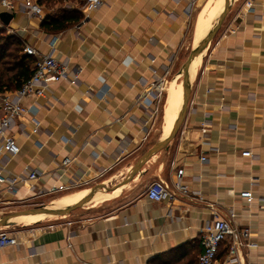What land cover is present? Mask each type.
Wrapping results in <instances>:
<instances>
[{"label": "crops", "instance_id": "1", "mask_svg": "<svg viewBox=\"0 0 264 264\" xmlns=\"http://www.w3.org/2000/svg\"><path fill=\"white\" fill-rule=\"evenodd\" d=\"M223 1L103 0L96 10L76 9L82 20L53 34L18 4L12 12L0 9L12 15L8 34L65 63L78 79L23 100L28 112L11 131L19 153L0 156V165L9 176L26 167L41 176L15 194L1 187L0 208L9 200L65 193L72 183L97 176L101 181L93 199L86 196L90 189L69 194L83 196L68 205L93 207L76 218L55 217L32 233L17 232L19 245L0 250V264H190L201 252L199 231L213 219L212 209L220 217L231 211L233 227L248 230L256 245L238 249L239 263L264 264V0L228 1L214 39L190 66V92L175 138L114 196L96 203L164 138L185 90L182 68ZM159 80L157 101L138 102ZM65 158L71 163L62 167ZM156 180L179 182L191 194L150 202L144 191ZM51 188L57 192L49 194ZM244 191H250L249 201L240 199ZM229 244L223 242L219 261ZM163 254L169 255L157 259Z\"/></svg>", "mask_w": 264, "mask_h": 264}, {"label": "built area", "instance_id": "2", "mask_svg": "<svg viewBox=\"0 0 264 264\" xmlns=\"http://www.w3.org/2000/svg\"><path fill=\"white\" fill-rule=\"evenodd\" d=\"M84 6L82 12H90L98 9L103 0H83ZM25 12L26 15L43 20L45 15L43 6L39 5L37 0H0V9L2 11L12 12L15 5ZM0 29L6 30V27L0 22ZM235 29H231L230 33H235ZM11 32V31H9ZM13 35V34H12ZM51 47L53 43H50ZM22 53L33 59V73L25 80L19 89L13 92H0V156L4 158L14 157L19 153V146L15 138L11 135L16 122L21 119L28 111L23 104V100L27 97L42 98L48 90L49 85L59 83L60 81H68L74 86L77 83V74L69 72L65 63L59 62L50 54L40 55L34 48L23 45ZM155 74V72H154ZM159 81L151 83L149 89L143 92L138 98V102L149 99L156 102L158 97L157 85ZM34 128L32 133H36ZM201 163H206L207 159L201 157ZM71 163V159L65 158L61 161L62 167H67ZM41 176L40 173L24 168L23 174L18 176H9L3 166L0 165V188L4 187V191L8 194H15L19 185L28 182H35ZM99 176L92 180L75 182L65 187V190L85 188L90 186ZM258 179H252L251 183L257 182ZM57 189L51 188L49 194L56 193ZM188 189L179 182L166 184L163 181L156 180L150 182L144 191L147 200L154 203L172 202L179 197H189ZM240 199L249 201L252 196L250 191H244L239 194ZM264 205V197L262 199ZM213 219L205 223L199 231V245L201 252L192 264H240L237 256L238 249L241 247L254 248L256 245L249 241L248 230H238L233 227L232 220L234 214L230 211L227 216L220 217L215 209H212ZM72 223L67 222L70 226ZM53 226H49L52 228ZM39 227L27 229L28 233L39 230ZM228 239L227 254L222 261L218 259L219 250L223 242ZM19 237L17 232H8L0 229V250L8 247H17L19 245Z\"/></svg>", "mask_w": 264, "mask_h": 264}, {"label": "water", "instance_id": "3", "mask_svg": "<svg viewBox=\"0 0 264 264\" xmlns=\"http://www.w3.org/2000/svg\"><path fill=\"white\" fill-rule=\"evenodd\" d=\"M228 1L229 0H224L223 1V7L221 11L214 17L213 23L210 27V29L207 31V33L198 41V43L193 47L191 50L189 57L187 58V61L182 68V75L183 79L185 82V87H184V93L182 97V102L180 109L176 115V118L173 121V124L171 126V129L167 135V137H164L163 139L159 140L157 143H155L148 151H146L135 163V165L131 168V170L128 172L126 175L125 179L117 185L113 190L112 194L115 192H118L119 189H121L123 186H125L132 176L139 171V169L154 155H156L158 152L162 151L163 149L166 148L167 144L173 140L179 130L181 120L184 116L185 113V106H186V100L190 92V87H191V81H190V66L191 63L196 60L198 57L202 56L203 52L207 48V46L212 42V40L215 37V34L217 32V29L220 24V20L222 16L224 15L225 11L228 9ZM12 19V15L6 12H1L0 13V22L3 25V27H7L9 22ZM97 187L95 186L94 188L90 189V193H88L86 196L93 199L97 195L93 193V189H96ZM67 207H60L57 209L49 208L45 205H39L33 208L29 209H24L20 211H14L8 214H5L3 216H0V229L2 228H8L16 224V220L19 217L22 216H43L44 219L46 218H55V217H62L68 215V211L70 207L63 212Z\"/></svg>", "mask_w": 264, "mask_h": 264}, {"label": "trees", "instance_id": "4", "mask_svg": "<svg viewBox=\"0 0 264 264\" xmlns=\"http://www.w3.org/2000/svg\"><path fill=\"white\" fill-rule=\"evenodd\" d=\"M66 1L68 0H37L41 6L61 4ZM81 20L82 16L78 10L59 9L56 14L46 15L40 28L44 33L53 34L62 32L78 24ZM22 48L23 43L20 39L14 35H4L3 30L0 29V92H13L19 89L21 84L32 75L33 59L25 56L22 53ZM177 249L171 251L170 254L176 252ZM167 255L169 254L158 255L157 259Z\"/></svg>", "mask_w": 264, "mask_h": 264}, {"label": "rangeland", "instance_id": "5", "mask_svg": "<svg viewBox=\"0 0 264 264\" xmlns=\"http://www.w3.org/2000/svg\"><path fill=\"white\" fill-rule=\"evenodd\" d=\"M83 6H84L83 0H68L65 3H61V4L56 3L54 5H52V4L47 5V6L45 5V6H43V11L45 14L50 15L55 10H59V9H70L71 8V9L82 10ZM3 32H4V35H12V34H8L6 30H3ZM14 36L17 37L16 35H14ZM100 183H101V181L99 179H97V181H95L94 183H92L88 187L72 189V190L65 192V193L53 194V195H49L46 197H40V198H35V199H27L24 201L9 200L8 202H5L4 204L1 205L2 207L0 208V216H3L5 214H8V213H11L14 211H20V210H24V209L33 208V207H36L39 205H45V206L49 207V206H51L52 203H54L55 201L59 200L60 198H62L64 196H68L69 194H73V193H76V192H79V191H82L85 189H92ZM67 203L68 202H66V204H63L64 206L63 205L61 206V207H68V206L70 207V209L68 211L69 214H68V216H66V218H76L77 216H80L81 214L85 213L86 210H88L94 206V205H90L88 208H78L75 205H72V203H69V205ZM95 205H99V204H95ZM66 210H67V208L63 212H65ZM64 218H59V219H64ZM54 219L55 218L38 219L36 222H33V223L14 224L11 227L2 228V229H5L8 232H20V231H24L27 229L36 228L40 225H43L47 221H54Z\"/></svg>", "mask_w": 264, "mask_h": 264}, {"label": "bare ground", "instance_id": "6", "mask_svg": "<svg viewBox=\"0 0 264 264\" xmlns=\"http://www.w3.org/2000/svg\"><path fill=\"white\" fill-rule=\"evenodd\" d=\"M213 1L214 0H211V5H212V3H213ZM210 5V6H211ZM210 6H208L207 8H205V10H204V13L207 11V9L210 7ZM221 9H222V7H220V8H218L217 9V11L215 12V14H214V17L221 11ZM203 15V14H202ZM202 15L199 17V19L202 17ZM214 17H213V19H214ZM198 22H199V20H198ZM212 23H213V20H212ZM210 27H211V25H210ZM210 27H208L206 30H204V31H201L200 32V34L198 35V32L201 30V27L198 25L197 26V30H196V35H198V36H196V39H195V45L198 43V41L207 33V31L210 29ZM201 57V56H200ZM200 57H198L196 60H194L192 63H191V66H194V65H196V63L198 64V62H199V59H200ZM179 79V77L178 78H176L175 80H178ZM175 80H174V82H175ZM173 84H175V83H173ZM182 102V101H181ZM181 102H180V106H181ZM180 106H179V109H180ZM176 118V116L170 121V125H169V128H168V131L165 133V135H164V137H167V135H168V133H169V131H170V129H171V126H172V124H173V121H174V119ZM117 192H115V193H113V194H111V195H109V196H107V197H103V198H100V199H96V203L98 202H103V201H106V200H108V199H110L112 196H114L115 194H116ZM83 195L81 194V193H79V194H75V195H68V196H64V197H62V198H60L59 200H57V201H55L54 203H52L51 204V206H49L50 208H53V209H57V205L59 204V203H63V202H72V203H75V204H78V198H80V197H82ZM26 218H30L31 220V222H29V223H33V222H35V221H37L38 219H44L43 218V216H22V217H19L17 220H16V224H18V222L19 223H25V224H28L27 223V221H29V220H27Z\"/></svg>", "mask_w": 264, "mask_h": 264}]
</instances>
